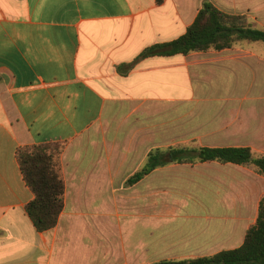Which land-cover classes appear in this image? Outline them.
<instances>
[{
    "label": "crops",
    "instance_id": "0c3cea01",
    "mask_svg": "<svg viewBox=\"0 0 264 264\" xmlns=\"http://www.w3.org/2000/svg\"><path fill=\"white\" fill-rule=\"evenodd\" d=\"M264 23V0H0V264H159L243 246L264 176L209 162L127 181L159 148L264 155V47L147 58L204 3ZM65 143V207L38 232L17 150Z\"/></svg>",
    "mask_w": 264,
    "mask_h": 264
},
{
    "label": "trees",
    "instance_id": "16d2710c",
    "mask_svg": "<svg viewBox=\"0 0 264 264\" xmlns=\"http://www.w3.org/2000/svg\"><path fill=\"white\" fill-rule=\"evenodd\" d=\"M165 1L156 0V3L160 6ZM256 43L264 44V30L251 26L243 16L227 14L206 2L186 34L172 42L148 47L128 68L131 71L142 60L152 57L187 56ZM65 147V143H49L17 150L16 157L24 181L34 194L26 212L38 232L55 228L65 207L61 163ZM209 162L254 168L264 176L263 154L250 148H202L192 142L152 150L144 166L126 184L134 186L159 168ZM159 264H264V197L257 222L249 229L242 247L211 257Z\"/></svg>",
    "mask_w": 264,
    "mask_h": 264
},
{
    "label": "rangeland",
    "instance_id": "374dc122",
    "mask_svg": "<svg viewBox=\"0 0 264 264\" xmlns=\"http://www.w3.org/2000/svg\"><path fill=\"white\" fill-rule=\"evenodd\" d=\"M245 18L247 20V23L250 24L251 26H253L255 28H258V29L264 30V23L257 24L256 20H252L251 18H247V17H245ZM241 45H244V46H256L258 48H261V47L263 48L264 47V44H261V43H256V44H251V45H248V44H241Z\"/></svg>",
    "mask_w": 264,
    "mask_h": 264
}]
</instances>
